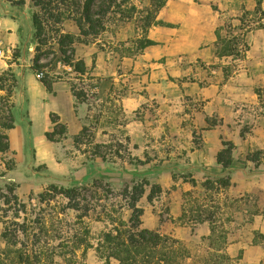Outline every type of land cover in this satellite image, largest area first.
Instances as JSON below:
<instances>
[{
    "label": "rangeland",
    "instance_id": "374dc122",
    "mask_svg": "<svg viewBox=\"0 0 264 264\" xmlns=\"http://www.w3.org/2000/svg\"><path fill=\"white\" fill-rule=\"evenodd\" d=\"M23 1L0 0V186L24 204L0 199V264H264V161H247L264 151V0H168L154 13L173 27H145L150 0H49L61 22L41 31ZM53 185L81 210L43 202ZM141 230L159 239L134 246Z\"/></svg>",
    "mask_w": 264,
    "mask_h": 264
},
{
    "label": "trees",
    "instance_id": "16d2710c",
    "mask_svg": "<svg viewBox=\"0 0 264 264\" xmlns=\"http://www.w3.org/2000/svg\"><path fill=\"white\" fill-rule=\"evenodd\" d=\"M6 1L11 2V3H17L20 5L24 4L23 0H6ZM33 2L36 7H40L41 11H44L42 15L41 13H37L34 15V23L38 31H41L42 29L40 18H42L43 16H48L45 18L49 20L53 19L57 23L61 22L60 17H55L50 12V7L48 4L49 0H33ZM150 2H151L152 9H149L147 15L144 17L145 27L146 26L149 27L151 25L163 26V27H173V25L171 24H167L161 20H157L156 14L154 13V12H158L163 7H165L168 0H150ZM261 28H264V25H261ZM232 37H234L232 40H227L226 38H223L221 36L220 32H218V40L220 43H222V46L219 49V54L221 57L240 55V51L238 48V37H235V36H232ZM156 44L157 43H155L154 41L147 39L146 42L143 44V48L155 46ZM37 67L39 69L38 71H41L40 65H37L36 68ZM42 82L44 83L48 91L51 90L50 85L46 81H42ZM3 119L4 121H2V123L0 124V127L3 131V133L0 132V152L6 153L9 151V140H8L9 138H8V135L6 134V131H9L15 128V120L12 115L6 116ZM247 161L255 163V164H261L264 161V151L258 150V151L250 153L247 157ZM12 169L13 167L9 168V170H12ZM15 189H16L15 185H9L7 187V192L4 193V190L0 186V194H1L0 199H3L6 205L19 204L20 208H22L24 204L19 203L18 197L14 194ZM144 192H145V187L143 185L136 187V195L134 196L132 203H131V209L133 210L131 223L133 225V228H139L140 226V218L142 216L143 210L141 208H138L136 206V203L138 202V199L143 195ZM76 195H77V192L74 189L59 188L53 185L46 192L40 194L39 198L44 202V201L52 200L57 196H64L69 199L71 209L81 210L80 203L78 202ZM260 238L264 240V236L261 235ZM158 239H159L158 236H156L153 232L149 230H141L131 235V241L133 245L137 247H141V248L145 247L146 245L152 242H155ZM125 260L127 264H137L135 259L129 255V252H128V257ZM162 260H163L162 255L160 253V264H163ZM143 263L150 264V260L146 258L143 261Z\"/></svg>",
    "mask_w": 264,
    "mask_h": 264
},
{
    "label": "crops",
    "instance_id": "0c3cea01",
    "mask_svg": "<svg viewBox=\"0 0 264 264\" xmlns=\"http://www.w3.org/2000/svg\"><path fill=\"white\" fill-rule=\"evenodd\" d=\"M42 85V84H41ZM43 88H44V86H43ZM45 89V88H44ZM46 90V89H45ZM48 95V92H46L45 94H43V96L42 97H46Z\"/></svg>",
    "mask_w": 264,
    "mask_h": 264
},
{
    "label": "built area",
    "instance_id": "2783aa9c",
    "mask_svg": "<svg viewBox=\"0 0 264 264\" xmlns=\"http://www.w3.org/2000/svg\"><path fill=\"white\" fill-rule=\"evenodd\" d=\"M38 77L41 78L42 77V74L38 75Z\"/></svg>",
    "mask_w": 264,
    "mask_h": 264
}]
</instances>
